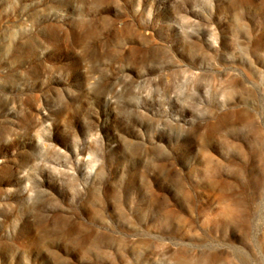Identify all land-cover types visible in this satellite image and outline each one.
<instances>
[{
	"label": "rangeland",
	"instance_id": "obj_1",
	"mask_svg": "<svg viewBox=\"0 0 264 264\" xmlns=\"http://www.w3.org/2000/svg\"><path fill=\"white\" fill-rule=\"evenodd\" d=\"M0 264H264V0H0Z\"/></svg>",
	"mask_w": 264,
	"mask_h": 264
}]
</instances>
